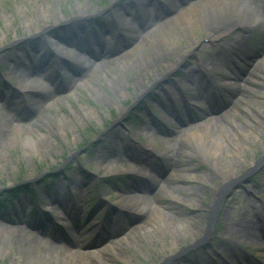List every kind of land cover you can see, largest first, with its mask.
<instances>
[{
    "label": "rangeland",
    "instance_id": "obj_1",
    "mask_svg": "<svg viewBox=\"0 0 264 264\" xmlns=\"http://www.w3.org/2000/svg\"><path fill=\"white\" fill-rule=\"evenodd\" d=\"M43 1L44 0H0V56H4V59L6 58V61L0 62V86H2V83H4L7 89L12 90L14 80L11 78L12 76L8 74V70L11 67L12 63L10 59H8V57L11 58V53H9V51H12L15 48L12 47V44H15L16 40L22 38L24 32L23 30L29 27V25H27L26 23L24 24V22L26 19L27 21L28 19L31 20V17L33 16L32 13L30 15V10H32L34 7L33 4L38 3L39 5H41L43 4ZM77 1L58 0V9L57 13H55V16L58 18H61L63 16L65 18H68V16L72 13V9L77 5ZM79 1L82 3V0ZM86 1L89 9H93L95 11L96 8L102 9L104 7H107L108 4L114 0ZM117 1L122 3L123 1L128 2L129 0ZM253 3H256L253 5H257V2L255 0H253ZM259 7L260 9L264 8V3H260ZM16 13L18 17L16 16ZM98 19L104 20L102 16H99L97 20ZM105 22V24H107V21ZM47 23H52V20H49ZM33 25L35 24H33L32 21V29H34ZM106 26L109 28L110 32H113L116 27H119L122 31V34L125 36H128V33L131 30L128 25L124 26V23L120 21L110 23V25L107 24ZM232 26L233 25L228 22L218 23L212 30L209 31L210 35H204L203 32L200 31V28L192 31L191 36L188 37V41L193 38V40L198 41L199 44L198 48L195 49V52H193L192 54L185 55L186 60H189L188 66L195 69L197 64H199L203 59L207 58L209 52H213V47L217 48L218 45L225 47V49L228 48V44L231 47L236 48V45H234L232 41L233 39L240 37L241 32L237 31L235 28H232ZM93 30L95 32L98 31L97 27ZM175 30L179 31L180 29L179 27H177ZM247 30L248 29L246 28L244 29L246 33ZM68 31V28H57L50 34L55 38H60L61 35H63V38L66 40L69 37ZM258 32L259 31H255L252 36V39L250 38L247 41L246 44L249 47V51L245 54L246 58L242 57L245 61V65L242 69H240V72L243 71L247 73V75L244 77L245 82L243 81V79H241V82L239 83L241 84V87H244V90L240 89L239 86L234 87L235 89L240 90V92L234 91L236 95L241 93L249 101H251V99L253 98V93L247 94L246 89L250 87L252 89L258 90L259 94L257 93V98H259V100L261 101H264V85L259 86L261 88L260 91V89H258L256 85L252 83L256 80L259 82H264V77L262 75V73L264 72V64L261 67L255 65L257 64L256 61L259 57H264V34L262 36V33L260 32L259 34ZM88 33L90 32H87L85 35L89 36L90 34ZM132 36L133 34H131V37H129V39L132 38ZM158 36H160V34H158ZM68 40L71 42L72 39ZM134 40H131V44H133ZM174 41L177 43V46L184 48L186 47L185 42L183 40L179 39ZM31 42L35 43L34 40H32ZM32 43L30 44L33 45ZM23 44L22 47L24 46ZM15 46L20 47V44L18 45L16 41ZM3 47H6V50L5 48L3 49ZM51 47L53 48V46ZM230 51L231 50H229L227 53H231ZM129 55L131 56L129 57ZM129 55H127L122 61L120 60L119 62H110L106 65L104 70L98 74L99 78H101L102 81V83L100 84V88H102L101 85L104 86V89L105 87L108 88L105 82V77L112 79V76L114 75H116L118 80L117 82L115 81V85H113V87L116 88L117 85L121 84V87L126 88L127 94L124 97H121L118 101L111 102V104L106 107L97 106L91 100L92 97L88 95V92L90 91V86H84L83 89H80L78 91L76 97L74 98L61 99V101H58L56 105L50 106L49 104L52 100L49 101L44 105L43 113H41L40 111L41 114H37V116L34 117L31 121L26 122V124H29L30 122L36 119L33 129L37 130L38 133L42 135L53 134V146L59 148V151L51 149L48 152H44L41 150L39 153L36 154L34 152L23 151L16 146H10L8 139H10L9 136L12 132L13 126H11V124L14 123H8L7 121H3L0 119V198L2 195L8 194L7 192L9 191L6 192V189L13 188L12 190H10L13 191L14 189H16L15 184H18L23 181H31L29 183V187H33V191H43V189H45V177L43 178L41 176L53 172L58 173L56 177L48 175L47 177L48 179H54V185L56 183L55 179H57L59 176L61 178L66 177L64 175L69 176L70 178H67L68 182H72L76 179L80 183L82 191L85 189V195L89 197V200L92 203V205H88L87 208H91L93 206V208H91L93 209V213L91 214V216L97 218L98 220L95 219L93 222L86 224L87 218H82L83 220H81L79 216H77L79 218L77 225L83 227L84 232H86V235L82 236V239L84 240L90 241V238L95 236V229L97 226L96 222H99L102 218H104V214L107 220L108 227H110L111 225L110 222H113L119 228L123 227L125 223L127 225L129 223L134 226L140 225L149 217L147 214L145 216L143 213H141L138 209H136L135 206L130 207L131 210L133 209L132 211L134 212V214L129 215L127 209L130 203V199H128L127 197L131 195L130 193L137 192V188H129L128 186L124 185L119 181L120 179L118 178L124 177L125 173H130L129 168L123 162V157L121 156L123 153L121 152L120 155L118 154L122 146L120 147V145H114L111 141H106L105 138H102L104 137V135L101 134L103 130L109 129V131H111L112 128L119 129L123 136H126L128 131L132 135H134L132 137H136L135 141L139 143L140 146H146V140L139 132V123L142 121L144 122V119L142 118V113H145V111L148 110L146 107L148 105H150V110L153 112L157 119V124L160 125L158 113H154V110L157 109L156 104H150V101H148L152 93H147V99L144 97V100H146V102L148 101V105H144L143 99L139 100V102L136 101L138 99V91H140L141 89L136 90L133 84V78L135 73H140L142 72V70H138V64L133 65L132 60H134V58V61L138 60L136 59L135 55ZM177 55H179V51H176L175 53H166L164 51H161L160 53H158V55H155V53H150V55H148V53H146V57L148 59L144 60L146 63L145 65H143V67L147 68L145 69L146 71H149L152 66L159 65V67H161V63H172ZM226 55L221 57L220 59H217L218 62H216L214 66H218L224 58H227ZM198 58L199 61L197 60ZM213 58L216 59V56H212V59ZM246 63L248 64V67H246ZM245 67L246 69L244 71L243 69ZM126 68H128V70H126ZM216 72L218 73V71ZM250 74H253L251 75L252 77L249 76ZM56 75L57 74L55 72L53 76L56 77ZM62 75L65 77V81L70 80V78L67 77L64 73ZM175 75L179 76L180 72L176 73ZM90 76L91 74H89L88 78H90ZM146 76L147 78H144V81L145 84H148L151 75L146 74ZM91 78V85L96 86L95 84L98 77L95 78L92 76ZM172 78L175 77L172 76ZM125 80L128 83L127 86L125 85ZM168 81H170V78H166V82L169 85L170 82ZM45 84L49 86L47 81L45 82ZM35 85L37 86L39 84L36 83V81L34 80H29L28 87H32ZM164 85L165 84H162V86ZM184 88L187 90V97L194 96L191 95L189 88L187 89L185 86ZM160 89L161 85L158 86L156 90H154L153 88V92L157 93L160 91ZM19 99L20 100L17 101L18 107L25 109L26 107H24V105H29V102L27 101V99L25 100V98ZM25 101H27L28 103H26ZM135 101L137 103L133 105L132 103H134ZM5 102L10 104L8 101ZM241 103H243L244 107H246V111H254L255 113H258L260 117H264V112L260 113L257 107H254L251 104L249 105L242 99ZM11 105V107L14 108V104L12 103ZM84 105H89L96 109L98 111L99 120L94 119L91 121L84 117L81 121L79 120L82 123L83 127L76 129L73 126V123L69 122L68 118L70 116L72 117V113L77 111L80 106ZM239 108L242 109L243 107L239 106ZM35 109L36 108H33V113L36 112ZM69 109H71L73 112H69ZM178 111L181 112L180 109H178ZM250 111L248 113H250ZM18 115L20 116L21 113H18ZM43 116L44 118H42ZM117 117L121 118V122L119 121L117 123H114L115 121L113 118ZM59 119L61 122L59 121ZM62 126L65 127L63 129H66V127H70V129L73 130L72 134L67 130L66 137L61 138L52 133V131H60ZM262 137L263 136L258 135V140L255 142V145H257L256 149L245 150L246 152L244 156L245 159L248 161L246 165L248 168L253 167L251 166V160L256 162L260 155H264V140H262ZM74 138L75 141H73ZM247 140H253V135L247 134ZM128 143L129 145L132 144L130 141ZM157 143L158 142H156L154 145L158 148H161V145H158ZM100 145L101 147L100 149H98ZM182 146L186 147V145L183 143L179 146L177 145L176 147L173 145H166L165 147L163 146V149L161 148V150H159V152L162 154L163 159H169L168 161L164 162L166 170L165 175L168 174V167L170 170L185 169V172H189L194 175L204 174L209 177H213L214 180H211L212 186L208 182H202L198 179H188L184 175L178 177L172 173V175L175 176V181H169V185L167 184L168 186L177 185L181 188L183 186H190L191 188L196 189L202 185V195H196L192 193L184 194L182 191H180L182 189H177L176 194L178 193V195H180L181 197H187V199L191 201L185 207L172 205V199L168 198V196H165L161 199H157L155 202L157 203V206L161 208L160 210L166 217H171L175 220L182 221V224L192 229V234H199L203 238L205 235V227L210 226V229H213V237L211 235L210 238L205 239L204 243L202 244L203 246H200L199 248H196L193 251H191L190 249L185 255L176 254L184 251L187 248V245H190L197 241V237L194 241H191L193 237H191L188 232L186 235L183 234V231L182 233L178 232L181 238L178 239V244H176L174 247H171V243L173 242L171 241V238L169 236L165 238L164 244L152 245L150 248L148 247V243H146L145 239L137 241L135 244L125 241V245L123 244L118 247V252H123L126 257L130 256V259L126 260L125 262L114 261L111 262V264H165L167 260H164V258L171 257L172 254H175L176 256L175 258H172L173 260H171L168 264H209L210 259H215L217 250V253L222 256L223 260L230 263V261H233L234 258H232V260L226 259L227 256L230 258V252L227 249L228 247H226L227 243L224 238L230 240V238L233 237V239L243 240V242H254L253 239L257 231L255 221L257 220L256 217H260L261 214L258 213L257 216H254V214L257 212L252 208V206L256 205V201L253 198L254 196L248 195L246 197L245 191L243 189H241L240 191L237 190L234 193L231 191L229 196L225 199L222 197L221 200H223V202L220 204V210L217 214V219L215 218L216 221L212 223H210L211 221H209L208 211L213 205H215L216 200L219 197L218 192L214 196L212 195L213 192L211 193V191L215 189H217V191L220 190L219 188H217L219 186V183L221 182L220 180L227 174V171L224 169V167L226 166L225 163L227 162L225 160L232 158V154L225 155L224 152H221V157L219 156V158L214 160L213 165H211L212 168H207V164L212 162L211 159L207 158L206 160H200V158H197L201 156L199 151L197 152L193 148L190 149V147H188L190 150L185 149L184 151H182ZM99 153H104L106 156L105 159H110L111 161H114V164L115 160L117 163L118 158L119 164L114 171L110 172L109 170H105L103 167H101V165H98ZM129 154H133V152L131 151ZM237 163L239 164L240 162L237 161ZM260 167L261 168L257 169L251 175L252 181H250L251 183L247 185V189L252 191L253 194L259 196L261 200L264 201V164ZM236 170H238V168ZM115 171H117V173L114 174L113 172ZM212 173H214L217 177H214ZM236 175L237 173L234 176ZM225 178L227 179L228 175H226ZM228 181L229 179L223 184L228 183ZM244 183L245 182H243L242 184ZM255 185L259 187L258 192L256 188H254ZM219 187L221 188V186ZM145 189L141 190V192L136 195L143 194L141 196L143 199L142 204L149 205V202L154 201L153 195L151 193L144 192ZM97 191L100 192L101 196H104V198H106L105 201L95 200L97 196ZM73 193H76V191H73L72 194H70L71 196L64 193L61 194L62 199L59 201V203L63 207L65 206L67 209H70L71 206H73V198L76 196H80V194L78 193ZM20 196L27 197V192ZM27 200V198L24 199V202L26 204ZM194 201H196V203H194ZM199 202H202L201 207H196L195 204H198ZM111 204L117 209L121 210V212L125 211L128 216L125 214H121V216L119 214H116L115 209L113 210V208H108L106 210V207H110ZM119 205H123V207H120ZM125 206L127 208H125ZM73 210H75L74 212L80 211V213H86L87 211L86 209L85 211L83 208L77 207V205L73 207ZM28 211L29 208L26 209V212ZM5 216L6 215H3L1 217L4 218ZM197 218L199 219V222H196ZM9 219L10 221L15 222L19 220L15 216H11L9 217ZM115 220H119V223H117ZM124 220L126 222H124ZM35 224H38V222H35ZM62 224L69 226L70 230L72 231L73 226H71L67 219L65 220V222H62ZM32 226L38 227L39 225ZM236 226H241V231L243 232V234L246 233L247 235H238L239 237L235 238L237 234H235L237 230ZM223 227H228V229L230 230V234L222 236L224 235L221 233ZM105 228H107L106 224ZM119 228H110V230L113 231V233H118ZM243 229H245L247 232ZM107 230H109V228H107ZM35 235L36 233L34 232V230L29 229L28 225H25L23 223L21 225L16 223L6 224L0 221V264H81L82 261L80 257H73L74 255L72 254L70 255H72L71 257L73 258L66 256V251L51 249L47 250L43 249L41 246H38L36 244ZM251 236L253 237L251 238ZM72 241L74 243L75 240L72 239ZM234 252L237 257L243 256V252L241 251L237 252L234 250ZM148 253L149 255H147ZM111 254L114 255L115 252L110 251L109 253H106V256H109ZM182 259L184 260V262L181 261Z\"/></svg>",
    "mask_w": 264,
    "mask_h": 264
},
{
    "label": "bare ground",
    "instance_id": "obj_2",
    "mask_svg": "<svg viewBox=\"0 0 264 264\" xmlns=\"http://www.w3.org/2000/svg\"><path fill=\"white\" fill-rule=\"evenodd\" d=\"M57 1L44 0L43 4L41 5H39L38 3H34L33 5L35 8L33 7V9L30 10V15L31 13L33 15L31 17V20L28 19L27 21L26 19L24 22V24L26 23L27 25H29V27L23 30L24 32L22 38L16 40L17 44H20V47L15 46L16 41L15 44H12V47L15 48L12 51H9V53H11V58L8 57V59H10L12 63L11 67L8 70V74H10L12 76L11 78L14 80L13 82L15 83V89H7L5 84L2 83V87L0 88V101L2 103H4V101H8L10 103L12 102L14 104V116H17L16 113H21L22 116H17V118L15 119L8 112L2 111L5 109V106L3 105L2 107H0V119L3 121H7L8 123H15L22 121V119L25 117L27 119H30L35 114L33 113V108H36L35 110L38 112L42 109L41 113H43L44 105L49 101L52 100L49 104L50 106L56 105V103L58 101H61V99L67 98V96L56 98L57 95L63 94V92L67 90V88L63 85L61 87H52V89L47 88L41 83L37 86L35 85L32 87H28L29 80L34 79L33 74L35 72H38L41 68L49 63L47 58L48 56L52 55L49 44H52L54 48H58L59 51L61 50L63 45L66 44L65 39H60L63 38V35H61L60 38H55L50 34L57 28H68V39H72V41H74L77 37H80L79 35L82 33L80 29L94 27L95 19H97L98 16H102L109 24L120 21L124 23L125 26L128 25L131 28L130 33H135V46L132 45L131 49L127 50L123 55L118 57L117 60L115 59V61H122L129 54L135 55L136 59L138 60L134 61V58V60H132L133 65L138 64V70H142V72L140 73H135L133 78V84L136 90L141 89L140 91H138L137 98L139 100L143 99L145 106L148 105V101H150V104L154 103L158 106H162L163 110L161 112V118L166 121H168L169 118L168 113H166V109H173L175 103L181 106L183 114L186 113V110H190L191 98L187 99L185 97V93L187 90L184 88V86L187 89L194 88L196 91L195 93H193V95L199 94L201 92V88L203 87L201 77L207 75V73L215 68L213 66L216 62L214 61V59H212V56L216 52L220 51L216 47H213V52H209L206 59H203L202 61L200 60L201 62L198 64L199 66H202V69L200 70L188 66L189 60H186L185 55L188 53H192V51L197 49L199 43L198 41L193 40V38L188 41V37L191 36L192 31L200 28V31H202L204 35H210V29L214 28L216 24L229 22L235 19L236 22H233L235 26L232 28H235L237 30V26H243L242 29H248L247 32H250L251 36H253L255 31H259V34L261 32L262 36L264 34V8L260 9L259 7V4L264 3V0H255L257 2V5H253L256 4L253 3V0H129L128 2L123 1L122 3L114 0L111 1L107 7H104L102 9L96 8L95 11L93 9H89L86 0H82V3L79 0H76L77 5L72 9V13L68 16V18H65L64 16L58 18L55 16V13H57L58 9L57 3H59ZM137 13H143L144 21L143 24H141L142 27L138 25V22L136 20H134L135 18L133 20L131 19L132 17L136 16ZM153 18L157 22H160L158 26H156V23L153 22ZM49 20H52V23H47ZM32 21L33 24H35L33 25L34 29H32L31 27ZM136 24L138 25V27ZM177 27H179V31L175 30ZM158 34H160V36H158ZM179 39L185 42V48L177 46V43L174 40ZM32 40L35 41V44L33 45L30 44L32 43ZM22 44L24 45L23 47ZM71 45L77 46L75 42H72ZM247 47L248 46L243 43L240 46L242 50H247L246 53L249 51V48L247 49ZM4 48L6 50V47H3V49ZM109 49L113 50V47L109 46ZM120 49L121 46L119 49H114L113 53L118 52ZM161 51H164L166 53H175L176 51H179V55L176 56L175 60L172 63H161V67H159V65L152 66L149 71H146L145 69L147 68L143 67V65H145L146 63L144 60L148 59L146 57V53H148V55H150V53H155V55H158V53H160ZM106 52L110 53L108 49ZM239 52L243 53V51ZM102 55V53L93 54L92 60L89 61L85 59L86 57L84 55L75 56V58L73 57L75 63H70L76 65L73 66L74 71L76 70V75L80 78H83L85 81L83 84H81V86L83 87L85 86V84L87 86H90L88 95L92 97L91 100L94 102V104H96L97 106L106 107L109 106L111 102H116L121 97H124L127 94V90L126 88L121 87V84L117 85L116 88L113 87V85H115V81L117 82L118 80L116 75H114L115 77L112 76V79L105 77V82L108 88L105 87L104 89V86L102 85V88H100V84L102 83V81L101 78H99L98 74L104 70L107 64L110 63L106 60V58L100 57ZM130 56L131 55H129V57ZM56 57V64H62L63 61H61L60 57ZM197 60L199 61V58ZM2 61H6V58L4 59V56H0V62ZM115 61L113 60L112 62ZM233 64L236 63L233 62ZM257 64L260 67L263 66L264 59L257 61ZM219 68L220 67L218 66V69ZM126 70H128V68H126ZM40 72L42 74L44 73L41 70ZM179 72V76L175 75ZM89 74H91V76L88 79ZM146 74L151 75L148 84H145L144 81V78H147ZM251 75L253 74H250L249 76L252 77ZM262 75L264 77V72L262 73ZM92 76L95 78L98 77L95 84L96 86L91 85ZM172 76H174L175 78H172ZM165 78H170V84L168 85L166 83L164 86H161L159 92H153V88L154 90H156L157 87L160 86L158 82ZM224 80L225 79H223V81ZM223 81H221V83L226 85L227 88L240 92V90L234 88L236 84L235 81ZM252 83L255 84L256 87L260 89V91L261 88L259 86L264 85V82H259L257 80ZM71 85H74V81L73 83L69 84V86ZM125 85H128L127 81ZM69 86L68 89L70 88ZM239 87L240 89L244 90V87H241V84L239 85ZM246 90L247 94L253 93V100H247V98H245V96L241 93L238 94V98L232 100V94H229L228 98L231 100L232 106L228 110L220 113V115H213L209 114L208 112L205 116L203 113L199 114L197 117L198 119L196 120L200 119L202 121L194 124L192 127L184 128V130L182 131V135H180L181 137L179 136L180 140L178 141V146L183 143L186 145V147L182 146V151H184L185 149L190 150L191 148H193L197 152H200L201 156L197 157L200 158V160H206L207 158L211 159L212 164H207V168H212L211 165H213L214 160L219 158L221 152H224L225 155L232 154V158L225 160L227 162L225 163L226 166L224 167V169L227 171L226 175H228V178L226 179L225 175L220 180L221 182L219 183V186L221 187H225L226 183H223L229 179V181L234 184L236 189L242 188V186L247 189L249 179L244 184H242L243 175L247 177L248 174L246 166L248 161L244 156L246 152L245 150L256 149L257 145H255V142L258 140V135L263 136L262 140H264V117H260V115H258V113H255L254 111L249 110L250 113H248L249 111H246L247 109L246 107H244L243 103H241V99L247 102L249 105L251 104L252 106L257 107L260 113L264 112V103L263 101L259 100V98H257L259 94L258 90L252 88H247ZM148 92L152 94L146 102V100H144V97L146 99L148 98ZM71 95L75 96V93H72ZM19 98H25L29 102L28 107L25 108L26 110L18 107L17 101L20 100ZM149 106L150 105L146 107ZM239 106L243 108L241 109L239 108ZM157 110L159 111L160 109ZM69 112L72 113L73 111L69 109ZM145 113L148 115L147 111H145ZM145 113H142V117H144L145 119L147 118L146 120H149L150 117L148 118ZM174 113H176V111H174ZM72 114L73 116H70L68 119L69 122L73 123V126L76 129L83 127L80 121L84 117L91 121L94 119L99 120L98 111L89 105L80 106L79 109ZM42 118H44V116ZM150 123H152L153 125L156 124V119L153 116L150 119ZM146 125L147 124H143L139 126L140 134L145 138L146 145L150 146L158 142L161 145L166 146V144L159 139L161 138V136L172 134L169 128L164 127L159 128L157 131H152L150 127H146ZM11 126H13L12 132L9 136L10 139H8L10 146H16L23 151L34 152L36 154L41 150L44 152H48L51 149L59 151V148L53 146V134H39L37 130L33 129L34 126L32 124L29 126V124L20 125L19 123H16L11 124ZM63 128L65 127L62 126L60 131H52V133L61 138L66 137L67 130L72 134L73 130H71L70 127H66V129ZM101 134L104 135V137L102 138H105L106 141H111L114 145H120V147L122 146L132 151V148L129 147L127 143L128 138L130 137L123 136L119 129L112 128L111 131H109V129H106L103 130ZM128 134L131 133L129 132ZM247 134H252L253 140L248 141ZM73 141H75V138L73 139ZM100 147L101 145L98 147V149H100ZM188 147H190V149ZM98 156V165H101V167H103L105 170H109L110 172L114 171L119 164L118 158L117 163L115 160L114 164V161L105 159L106 156L104 153H99ZM237 161H239L240 163L238 164ZM251 165H255L253 160H251ZM237 168L238 170H236ZM180 170H169L170 172L167 176L166 181L174 182L175 176L180 177L181 175H184L188 179H198L202 182H208L212 186L211 180H214L213 177H209L204 174L194 175L189 172H185V169H182L181 171ZM244 172H246V174ZM113 173L115 174L117 173V171ZM172 173L175 176H173ZM236 173L237 175L234 176ZM212 175H214V177H217L214 173H212ZM230 185L231 184H229V186ZM219 186L217 188L221 189ZM69 189L76 190L77 192H80L82 194L84 192L80 187V183L76 179L73 180V183ZM177 189H182L180 191H182L184 194L192 193L196 195H202V185L199 188L193 189L190 186H183L182 188L177 185L168 186L165 183L161 182H159L158 188L152 194L154 201L149 202V205L142 204L143 199L141 196L130 195L127 197L128 199H130L128 208L135 206L136 209H138L141 213H143L145 216L147 214L149 217L140 225L122 229L123 231L119 232V234L114 235L112 231L105 230V232L103 233L106 235V237L117 235L120 236V238H118L116 242H108V245H104L106 241L101 243L95 241L94 243L85 246V244L82 243L85 240L83 239V241H81L79 239L85 232L81 233V229L76 228L75 230H77V245H75L74 247L72 246L70 251H80H78L76 253L77 255L75 254L73 257H80L82 261L81 264H111V262L114 261L125 262L126 260L130 259V256L126 257L123 252H118V247L121 246L125 241L135 244L137 241L145 239L146 243H148V247L150 248L152 245L164 244L165 238L169 236L171 238V241L173 242L171 243V247H174L176 244H178V239L181 238L178 232L182 233V231L184 232L183 234L186 235L188 232L191 237H193L191 241H194L197 237L196 242L201 244V242L204 241V238H202L199 234H192V229L182 224V221L175 220L171 217H166L160 210L161 208L157 206V203L155 202L157 199L168 196V198L172 199V205L185 207L191 201L187 199V197H181L180 195H178V193L176 194ZM211 193L215 196V194L217 193V189L212 190ZM248 193L251 195L252 192L248 190ZM194 203H196V201H194ZM50 205L52 204L50 203L48 207H51ZM201 205L202 202L195 204L196 207H201ZM119 206L123 207V205ZM69 210L70 211H66V214L67 216L71 217V219L68 220L72 222L75 213L73 209L70 208ZM57 212L59 211L54 210L51 212V215L56 219H61L62 221H64L65 218L61 217V212H59V214H56ZM77 216L79 215L77 214ZM216 219H214L212 222L216 221ZM1 220L7 223H13L12 221H8L4 218ZM21 222L24 221H18L17 223ZM196 222H199L198 218ZM221 231V233L224 235L230 234V230L228 229V227H223ZM37 233L38 235L35 236L36 244L38 246H41L43 249L61 250V247H63L49 241V237L53 236L51 232L40 230ZM235 233H237V235L239 234V232ZM75 239L76 238H74V240ZM254 244L252 246L256 247V245ZM63 248L67 250L65 246ZM110 251L115 252V256L112 254L106 256V253H109ZM188 251L189 248L182 251V254L185 255ZM260 253L264 255V250ZM70 254L73 255V253H66L65 255L71 257L72 255ZM147 255H149V253ZM171 256H175V254H172Z\"/></svg>",
    "mask_w": 264,
    "mask_h": 264
},
{
    "label": "trees",
    "instance_id": "obj_3",
    "mask_svg": "<svg viewBox=\"0 0 264 264\" xmlns=\"http://www.w3.org/2000/svg\"><path fill=\"white\" fill-rule=\"evenodd\" d=\"M16 193V192H15ZM3 204V200H0V205H2Z\"/></svg>",
    "mask_w": 264,
    "mask_h": 264
}]
</instances>
